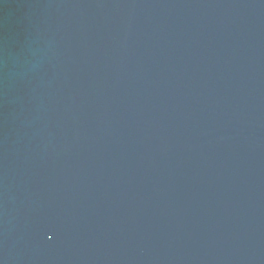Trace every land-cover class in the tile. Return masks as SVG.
<instances>
[{
  "label": "water",
  "instance_id": "1",
  "mask_svg": "<svg viewBox=\"0 0 264 264\" xmlns=\"http://www.w3.org/2000/svg\"><path fill=\"white\" fill-rule=\"evenodd\" d=\"M0 264H264V0H0Z\"/></svg>",
  "mask_w": 264,
  "mask_h": 264
}]
</instances>
